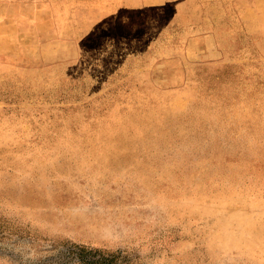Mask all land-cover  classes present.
Masks as SVG:
<instances>
[{
	"label": "rangeland",
	"instance_id": "rangeland-1",
	"mask_svg": "<svg viewBox=\"0 0 264 264\" xmlns=\"http://www.w3.org/2000/svg\"><path fill=\"white\" fill-rule=\"evenodd\" d=\"M0 264H264V0H0Z\"/></svg>",
	"mask_w": 264,
	"mask_h": 264
},
{
	"label": "snow or ice",
	"instance_id": "snow-or-ice-1",
	"mask_svg": "<svg viewBox=\"0 0 264 264\" xmlns=\"http://www.w3.org/2000/svg\"><path fill=\"white\" fill-rule=\"evenodd\" d=\"M128 27H130V25L121 23L119 21V19L117 20V31L118 32L121 31V30H123V29H125V28H128ZM105 35H107V34H105ZM113 35H115V33Z\"/></svg>",
	"mask_w": 264,
	"mask_h": 264
}]
</instances>
